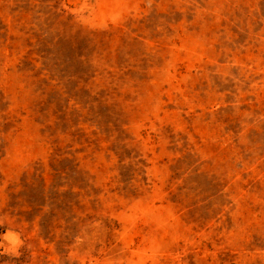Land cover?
Instances as JSON below:
<instances>
[{
  "label": "rangeland",
  "instance_id": "1",
  "mask_svg": "<svg viewBox=\"0 0 264 264\" xmlns=\"http://www.w3.org/2000/svg\"><path fill=\"white\" fill-rule=\"evenodd\" d=\"M0 264H264V0H0Z\"/></svg>",
  "mask_w": 264,
  "mask_h": 264
},
{
  "label": "bare ground",
  "instance_id": "2",
  "mask_svg": "<svg viewBox=\"0 0 264 264\" xmlns=\"http://www.w3.org/2000/svg\"><path fill=\"white\" fill-rule=\"evenodd\" d=\"M6 237H7V235H6ZM6 240H7V239H6ZM10 241H11V240H10ZM5 246H6V245H4V248H5ZM12 247H13V246H12ZM5 249H6V248H5ZM5 249H4V250H5ZM9 249H10V248H9ZM6 251H7V250H6ZM9 251H10V250H9Z\"/></svg>",
  "mask_w": 264,
  "mask_h": 264
}]
</instances>
